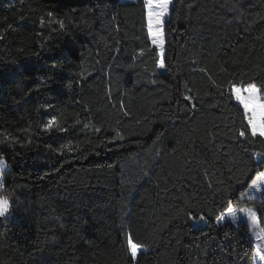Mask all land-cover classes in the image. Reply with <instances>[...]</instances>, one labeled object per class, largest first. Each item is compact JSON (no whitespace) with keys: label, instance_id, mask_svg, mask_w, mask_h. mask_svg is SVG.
Returning a JSON list of instances; mask_svg holds the SVG:
<instances>
[{"label":"trees","instance_id":"obj_1","mask_svg":"<svg viewBox=\"0 0 264 264\" xmlns=\"http://www.w3.org/2000/svg\"><path fill=\"white\" fill-rule=\"evenodd\" d=\"M173 5L160 68L143 0H0V264H255L217 217L264 145L213 81H264V0Z\"/></svg>","mask_w":264,"mask_h":264},{"label":"snow or ice","instance_id":"obj_2","mask_svg":"<svg viewBox=\"0 0 264 264\" xmlns=\"http://www.w3.org/2000/svg\"><path fill=\"white\" fill-rule=\"evenodd\" d=\"M146 8L147 18V32L151 38L152 44L160 49V59L158 66L164 68V35L163 29L165 18L170 14V5H173V0H143ZM61 28L64 27V21H55ZM41 26L44 25V20L40 21ZM205 71V69H201ZM214 86L220 91L221 95L225 91L230 99H233L239 108V127L236 129V138H243V141L249 144L260 143L264 145V81L257 83L249 79L244 80H230L225 87L216 84ZM185 100H192L193 96L186 95ZM194 107V105H193ZM56 123L55 118L49 121L48 127L51 128ZM99 131V129H97ZM116 137L123 139L119 132ZM254 171L250 168L251 175L247 177L250 183L244 184L247 191L241 190L239 199L236 204L229 200L226 204L227 215L231 218L233 223L241 219V214L246 218L247 224L252 229V236L260 241L256 245V252L259 253V259L264 261V227L260 226L261 220H264V151H256L253 153ZM8 168V164L3 156H0V217H6L10 211L11 199L10 194L6 193L4 173ZM251 193H261L260 197L252 195ZM235 199V198H234ZM259 199L260 203L257 206L255 203L251 207L244 206L243 201L255 202ZM259 212V216H258ZM185 215L193 224H199L204 221L206 217L199 211L187 210ZM225 214L223 212L217 217L218 220H223ZM127 250L132 259L137 258L140 250L144 247L143 244L134 241L133 236L129 233L126 238ZM255 258V257H254Z\"/></svg>","mask_w":264,"mask_h":264},{"label":"rangeland","instance_id":"obj_3","mask_svg":"<svg viewBox=\"0 0 264 264\" xmlns=\"http://www.w3.org/2000/svg\"><path fill=\"white\" fill-rule=\"evenodd\" d=\"M122 2H124V3H130V2H134V1H136V0H121ZM173 4H174V0H173ZM172 5H170V13H171V9H172ZM169 17H170V14H169V16L168 17H166L165 18V24H166V22L168 21V19H169ZM165 24H164V29H163V35H164V53H163V55L165 54V46H166V40H165ZM154 45V44H153ZM156 46V45H155ZM252 195H255V196H257V197H260L261 196V193H251ZM259 200V199H258ZM223 222H229L230 224H232L233 226H235V227H238L240 224H242V223H245V224H247V222H246V218H244L243 217V215L241 214V219L238 221V222H236V223H233L232 222V220H231V218L230 217H228V215H227V212L225 213V218L223 219V220H221V223H223ZM248 225V224H247ZM249 226V225H248ZM261 226V225H260ZM249 228H250V233H252V229H251V227L249 226ZM252 235V234H251ZM253 237V239H254V241H255V244L257 245L258 243H260V241L259 240H257L254 236H252ZM143 251V249H141L140 250V253ZM139 255V254H138ZM138 257V256H137ZM255 264H264V261H261L260 259H259V253H257V257H256V260H255Z\"/></svg>","mask_w":264,"mask_h":264}]
</instances>
